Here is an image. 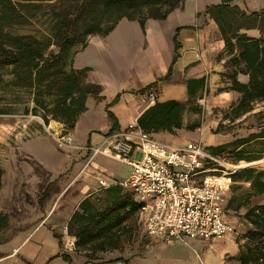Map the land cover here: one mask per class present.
<instances>
[{"label":"crops","instance_id":"1","mask_svg":"<svg viewBox=\"0 0 264 264\" xmlns=\"http://www.w3.org/2000/svg\"><path fill=\"white\" fill-rule=\"evenodd\" d=\"M219 2V0H186L180 7L174 9L165 20H175L176 29H179L176 35V41L179 44L178 56L172 65L171 75L168 79H164L168 71L164 66L160 76L153 77L150 73L136 88L126 89L117 86L109 92L103 81L89 79L94 70L91 63L95 60L101 63L100 59L98 57L82 61L79 59L80 55L89 47L92 37L88 39V45L84 50L76 51L73 68L77 70L90 69L86 82L99 85L104 100L97 101L91 97L86 100V111L79 116L74 128L69 131L74 139V147L71 149L58 150L48 134L51 130L62 131V124L51 121L45 125L39 117L32 115L37 123L35 126L29 125L18 145V147L25 145L24 151H21L18 156V147L16 149L0 147L6 152L15 151H13L14 156L8 161H0L2 170L0 264H239L237 256L246 243L243 238L238 242L232 234H227L221 239L155 240L145 234L139 211L136 215L137 228L149 240L142 247L128 251L123 250V247L132 239L131 237L119 249L96 253L94 256L96 259L89 260L88 252L79 255L77 253L81 251L77 250L76 246L74 250L67 251L63 244L65 233L76 243L75 237L69 233L68 223L83 200L88 199L97 207H99L97 203L100 201L103 203L102 206L104 205L105 189L99 188L98 180L103 179L107 186L111 187L114 186V183L125 179L130 171V168L126 166L127 174L124 176L117 174L115 170L107 166L106 162L112 160L103 156H96L86 166L89 155L84 148L97 146L105 136L125 130L130 124H136L140 114L150 106L143 101L144 95L155 93L157 102L176 100L185 103L188 101L185 82L204 78L207 94L204 93L203 99L198 100L202 107V114L185 111L182 116L181 129L173 130L171 133L161 132L153 135V138L170 147L178 148L201 143L207 151L209 147L224 144L223 136L212 133L219 126L220 120L212 122L207 116L216 109L226 111L237 102L240 95L231 90L218 91L230 86L225 75L231 71V67L227 63L231 56L224 51V43L218 28L212 20L204 16V10L207 6L217 5ZM233 3L246 13L264 10V2H262L263 5L260 3V6L254 7L249 5L246 0H242V3L233 0ZM150 21L147 20L145 23L144 38L149 34ZM241 32L252 38L260 37L259 31L255 29L242 30ZM237 81L246 84L248 77L238 74ZM150 84H154V86L144 94L138 93ZM117 94L120 95L119 101L109 108L117 121L116 127L111 129L112 122L105 113V106L111 103ZM97 114L99 116H96ZM202 117L204 120L200 122ZM99 118L101 119L100 123L97 122ZM193 123H199V128L193 131L187 130L186 127ZM223 123L224 121L221 122V124ZM13 126L9 125L8 127L13 128ZM204 128L207 129L208 136L214 135L222 140L219 142L207 141L202 132ZM0 135H3V138L7 136L2 132ZM1 138L0 136L2 143L3 139ZM172 139L181 141V145L172 144ZM46 145L48 148L51 146L52 152L55 147L57 149L55 152H58L60 156L53 152L54 160H51L50 156L47 161L38 158L39 156L36 154L38 152H35L34 147L43 152ZM48 153L51 154L50 149H48ZM247 183L234 182L233 186L236 184L247 185ZM232 188L226 195L225 214L231 203ZM122 190L131 194L123 188ZM132 197L135 200L133 195ZM247 198L251 207L264 205V193L249 195ZM242 207L245 208L244 205ZM248 226L250 229L251 226L249 224ZM64 227H66V232ZM225 241H228L230 246H227ZM99 254L108 258L106 260L99 259Z\"/></svg>","mask_w":264,"mask_h":264},{"label":"trees","instance_id":"2","mask_svg":"<svg viewBox=\"0 0 264 264\" xmlns=\"http://www.w3.org/2000/svg\"><path fill=\"white\" fill-rule=\"evenodd\" d=\"M185 1L58 0L52 5L50 33L37 38L9 30L28 24L34 17L31 10L40 6L0 0V84L7 83L13 90L28 91L30 105H21L22 100L17 99L11 102L23 106V115L39 117L45 125L55 121L63 125L64 131H71L79 116L86 111V100L89 97L97 101L104 100L101 87L86 82L90 69L73 68L76 51L84 50L88 45V38L92 36H108L122 19L137 22L145 34L147 20L165 21ZM219 1L217 5L207 6L204 16L215 23L224 43V51L231 56L227 62L231 71L225 75L230 86L218 91L231 90L240 95L222 118L239 119L253 110L254 103L264 102V10L246 13L233 0ZM254 29L259 31V38H252L241 32ZM178 31L176 29L173 38V61L164 79L170 77L172 65L178 56ZM76 46L80 48L76 49ZM238 74L248 77L246 84L237 81ZM6 78H9L8 81ZM185 84L187 102L155 101L137 118V126L153 137L161 132L171 133L181 129L185 111L201 115L202 107L198 100L203 99L204 93L207 94L205 79L187 80ZM153 86L154 84H150L138 93L144 94ZM119 98L120 95L117 94L105 106V113L112 122L111 129L116 127L117 121L109 108ZM4 110L6 109L0 110V115H11ZM199 126V123H193L186 129L193 131ZM259 139H264V128L245 138L209 147L208 151L220 156L228 150L233 152ZM260 159L261 157H248L240 158L239 161L250 163ZM231 178L234 182L250 183L251 195L264 193L263 171L243 169L234 173ZM1 179L0 169V187ZM104 195V205L101 208L88 199L83 200L68 223L69 233L76 239V249L88 252L89 260L96 259V253L119 249L131 239L133 231L137 229L136 215L140 204L132 195L117 185L106 188ZM244 206L246 212L243 218L251 228L243 235L246 243L240 249L237 261L239 264H264V205L251 207L246 202Z\"/></svg>","mask_w":264,"mask_h":264},{"label":"rangeland","instance_id":"3","mask_svg":"<svg viewBox=\"0 0 264 264\" xmlns=\"http://www.w3.org/2000/svg\"><path fill=\"white\" fill-rule=\"evenodd\" d=\"M11 1L16 3H33V5H39L40 8H33L31 10V12L34 13V17L28 24L12 27L9 30L10 32L33 35L37 38H41L50 33V21L53 19L52 5L58 2V0ZM238 1L242 3V0ZM246 1L249 5H252V7L260 6L262 2H264V0ZM174 21L175 20H167L163 22L151 20L149 23V34L146 38L143 37L145 34H143L137 22L127 21L126 19L120 20L113 31L105 39L99 36H92L89 47L79 57L81 61L87 60L91 57H98L101 61V63H98L95 60L91 63L94 70L89 76V79L92 81L97 79L103 81L109 92H111L113 89L117 88V86L125 87L126 89L136 88L143 83L144 79H146L150 73H152L153 77L160 76L161 69L165 66L168 70L173 61L172 57L174 56L175 51L173 38L176 34L177 27ZM151 35L153 39H151ZM75 48L79 49L80 46H76ZM8 79L9 78H6V81H8ZM0 97H2V100H0V110L6 109L4 111H8L11 115H14H0V132L7 135L6 138H3V135H0L2 137L1 139H3V142H0V147L3 146L16 149L19 145V141L23 139L24 132L28 130L29 125L35 126V123H37V120L32 118L31 115L23 116V106H20V104L30 105V95L27 90H13L7 83H2L0 84ZM14 99L19 101L22 100V102L20 104H12L11 102L14 101ZM224 113L225 111H218V109H216L210 112L207 116L212 122H214V120H220V126L216 128L215 131H212V133H217L221 137L223 136L224 143L239 138H245L249 134L259 132L264 128V102L254 103L253 110L250 113L241 116L239 119H229L225 121L222 118ZM96 116H99V114ZM203 118L204 117L200 119V122L204 120ZM223 121L224 123L221 124ZM97 122L100 123L101 119L99 118ZM9 125L14 126L13 128H9ZM202 132L209 142H219L222 140L214 135L208 136L206 128H204ZM171 142L175 145H181V141L172 139ZM25 148V145L17 148L18 156ZM53 148L55 149L53 152L60 156L58 152H55L57 149L55 147ZM34 149L35 152H38L36 154L41 160L47 161L49 160V156L51 160H54L51 146L48 148V145H46V149L43 152L39 149L36 150L35 147ZM48 149H50L51 154L48 153ZM13 151L14 150L10 153V151L6 152L5 149L0 148V161H8L9 158L14 156L13 153L15 151ZM221 156L224 158L225 162L229 164L239 166L248 164L245 169L251 168L255 171L264 172V164L256 166L252 165V163L256 161L250 163L243 160L239 161L240 158L243 159L248 157H261L260 160H264V139L253 141L235 149L233 152L228 150ZM21 157H19V160H21ZM106 163L108 167L115 170L117 174H120L121 176L128 173L126 165L120 162L108 160ZM249 195H251L250 186L243 184L234 185L230 196L231 203L226 209V220L230 223L232 228V232L229 234H232L238 242L242 240L243 235L249 228L247 222L243 218L245 208L242 207L246 203ZM247 203L250 204V201H247ZM97 204L99 207L102 206L101 201ZM148 241L149 240L143 236L142 231L137 228L133 231L132 239L123 247V250L128 251L129 249L142 247ZM225 242L227 246H230L228 241ZM183 248L185 249L186 247L183 246ZM186 249L189 251L188 248ZM84 252L85 251H81L77 254L84 255ZM100 258L106 260L108 257L99 254V259Z\"/></svg>","mask_w":264,"mask_h":264},{"label":"built area","instance_id":"4","mask_svg":"<svg viewBox=\"0 0 264 264\" xmlns=\"http://www.w3.org/2000/svg\"><path fill=\"white\" fill-rule=\"evenodd\" d=\"M143 101L153 105L155 93L144 95ZM48 134L58 150L74 147L69 131L51 130ZM84 150L89 155L86 166L96 156H103L130 168L128 176L114 185L129 191L140 204L139 215L148 237L160 241L206 240L221 239L232 232L225 216L226 195L234 184L231 176L248 164H229L201 143L170 147L137 124L111 133L99 145ZM262 164L264 160L252 165ZM97 183L102 190L108 188L103 179ZM63 244L67 251L75 249V241L66 233Z\"/></svg>","mask_w":264,"mask_h":264},{"label":"bare ground","instance_id":"5","mask_svg":"<svg viewBox=\"0 0 264 264\" xmlns=\"http://www.w3.org/2000/svg\"><path fill=\"white\" fill-rule=\"evenodd\" d=\"M262 163V162H261ZM242 167H244V165H242Z\"/></svg>","mask_w":264,"mask_h":264}]
</instances>
